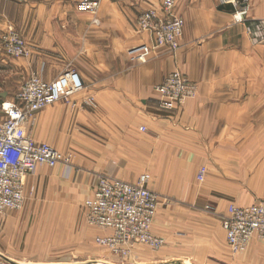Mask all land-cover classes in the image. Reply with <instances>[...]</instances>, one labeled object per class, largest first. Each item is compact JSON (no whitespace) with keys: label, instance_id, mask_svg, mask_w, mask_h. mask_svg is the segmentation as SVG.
<instances>
[{"label":"crops","instance_id":"1","mask_svg":"<svg viewBox=\"0 0 264 264\" xmlns=\"http://www.w3.org/2000/svg\"><path fill=\"white\" fill-rule=\"evenodd\" d=\"M161 3L101 0L94 15L77 12L65 0H0V97L10 100L17 93L16 85L4 84V75L25 70L52 82L75 70L87 88L70 102L41 111L30 131L34 140L72 153L70 169L55 167L68 181L66 199L83 203L101 175L135 183L143 173L151 176V190L177 196L175 206L160 211L153 224V233L167 244L157 252L135 246L129 264L181 259L264 264V239L254 238L235 255L221 222L232 204L264 201V44H254L246 25L235 22L233 7L217 0H178L176 13L185 20L179 53L161 48L147 65L133 66L127 51L151 43L148 35L133 34V23L138 27L135 20L143 11L161 14ZM247 5L250 20L264 19V0ZM9 29L22 34L35 63L5 56L1 37ZM176 69L197 83L199 92L164 114L155 86ZM87 96L95 106L85 103ZM203 166L207 172L199 182ZM56 214L66 220L77 215ZM27 218L15 212L0 216V228L26 225ZM87 230L91 237L105 234ZM18 243L15 232L6 234L0 252L16 262L42 264L24 260Z\"/></svg>","mask_w":264,"mask_h":264},{"label":"built area","instance_id":"2","mask_svg":"<svg viewBox=\"0 0 264 264\" xmlns=\"http://www.w3.org/2000/svg\"><path fill=\"white\" fill-rule=\"evenodd\" d=\"M26 3L28 0H12ZM74 3L77 12L96 15L101 0H65ZM221 5L235 9V22L244 23L247 0H220ZM177 0H162L164 17L155 11L140 15L138 29L149 33L153 47L144 45L131 51V60L146 62L157 48L177 51L184 34V21L174 14ZM264 27V24H263ZM253 37L262 36L260 29L251 32ZM5 56L11 59H33L21 34L9 29L2 37ZM87 88L83 78L75 71H66L56 80L46 82L32 76L10 100L0 103V214L17 211L24 207L26 177L35 174L40 167L55 168L64 165L70 169L71 157H67L49 144L33 139L29 128L36 123L37 115L47 107L71 98ZM159 109L170 114L187 100L198 94V86L181 72L170 74L156 86ZM88 105L95 106L89 98ZM144 130V128H142ZM204 171L198 179L204 181ZM150 175H141L136 183L101 176L93 193L85 202L88 224L105 232L96 237L98 246L110 250L119 257H126L131 248L143 244L158 250L162 241L154 236L153 224L157 216L159 195L148 188ZM227 242L233 252H241L256 235L264 237V204H253L247 208L230 206L223 219ZM0 264H23L5 257L0 252Z\"/></svg>","mask_w":264,"mask_h":264},{"label":"rangeland","instance_id":"3","mask_svg":"<svg viewBox=\"0 0 264 264\" xmlns=\"http://www.w3.org/2000/svg\"><path fill=\"white\" fill-rule=\"evenodd\" d=\"M239 1H241V0H239ZM161 2H162V0H161ZM217 3L220 6H231V5H221L220 0H217ZM176 5H177V3H176ZM161 6H162V3H161ZM231 7H233V6H231ZM232 9H234V7ZM234 10H233V12H235ZM148 11H155L158 14V16H160L162 18L164 17L163 7L160 11L162 15L156 10L143 11L141 14L148 12ZM141 14L137 15V19L135 20V21H137V23H138V19H139ZM174 14L178 17H181L183 19L184 25H185L184 18L181 15H178L176 13V7L174 9ZM248 17H249V8L247 5V13L244 16V21H245L244 24L247 27L248 34L250 35V38L254 44H257V45L264 44V27H263L264 19L250 20ZM137 26H138V24H137ZM249 28H250L251 32H257V29L259 28L262 36L253 37L248 30ZM184 30H185V27H184ZM133 32H134L133 34H135V35L141 36V33L148 35L149 36L148 38L151 39V43L149 45H147V44L138 45V46H135V47L129 49L127 51L129 62L130 63L132 62L133 66L147 65L148 62L150 61V59H148L146 62H140L139 64H136L135 63L136 61L131 60L130 54H131V51L133 49L138 48L140 46L147 45V46L153 47L154 41L151 38V35L149 33L146 34L145 32L140 31L138 29V27H136V26L134 27V23H133ZM21 36H22V34H21ZM182 38H181V40H182ZM23 39H24V37H23ZM181 40H180V47L177 51H171L169 48H166V49H168L171 54L176 55L177 53H179V50L181 49ZM25 42H26V40H25ZM26 44H27V42H26ZM27 46H28L29 50L33 54H35L31 50V48L29 47L28 44H27ZM159 49H161V48L155 49L153 51V53ZM22 59H27V58H22ZM71 69H73V67ZM67 71H75V70H67ZM174 72H181L187 79H189V77L180 69H176V70L170 72L166 77H164V79L167 78L170 74H172ZM32 76H38V77H41L43 79L42 74H40L38 72L32 73V74L31 73L27 74V71L20 70V72H17L14 75H4L3 80H4V84H10L9 86H11V84L16 85L17 86L16 92H18V90ZM164 79L159 84H161L164 81ZM191 82L197 85V83H195L193 81H191ZM159 84H157V85H159ZM156 86H155V88H156ZM155 91H156V89H155ZM89 98H93V97L87 96L84 100L85 103H88ZM1 99L3 100V98H1ZM5 100H6V98H4L3 101H5ZM34 126H35V124L32 127H30L31 129H29V131H31L34 128ZM141 131H143V130L141 129ZM70 154H72V153H66L65 155L67 157L72 158V155H70ZM73 157H75V156L73 155ZM203 171L205 173V175H204V179H205L207 168L204 166L199 170L198 175H197V180L199 182H203V181H200L198 179L200 173ZM144 174H148V173H143L141 175H144ZM101 176H104V175H101ZM101 176H99V177H101ZM140 176H139V178H140ZM99 177H98V179H99ZM106 177H108V176H106ZM67 184H68V181L64 178V175H61L60 172H58V169H56V168L55 169L54 168H44L41 171L39 170V172L37 171L35 174L27 176L26 180H25L26 200H25L24 207L21 210H17V211H6L5 213L0 214V216L15 212V213L26 214L27 217L30 216V218L26 219V221H25L26 225H23V226L17 225L13 229H9L8 231L7 230L5 231L4 228H0V237H3L9 233L15 232L16 237L19 240V243L17 246H19V248L22 250V251H19V254H21V256H23L22 258H24V260H27V261H32V262L35 261V262H39L42 264H129L130 262L128 261V259L130 258V255H131L130 253L126 257H119V256L113 254L110 250L102 248V247L97 245L96 237L99 235H103V234H99L96 236L94 234L93 237H91L88 234L89 232L87 229H90V230L96 229V228L91 227L88 224L87 219H86V208H85L86 202L85 201L87 199H89V197L86 198L83 203H80L78 206H76L75 205L76 203L74 204V203H72V201H69L68 199H66V195L68 192L67 191V189H68ZM151 191H153V190H151ZM153 192H155V191H153ZM155 193L158 194L157 192H155ZM158 195H159V206H158L157 216L160 213V211L171 210V208L173 206H175L174 204H176L178 201L176 198L177 196H175V195H161V194H158ZM173 196H175V197H173ZM256 203L257 204H260V203L264 204V201L259 200L253 204H256ZM250 205H252V204H250ZM250 205H245V206H250ZM237 206H241V205H237ZM229 207H228V210H229ZM205 209L206 210H212V208L210 206H208ZM228 210H227V212H228ZM67 211H68V213H74L77 215L76 216L73 215V219H71V220H68V219L66 220V219L61 218L60 217L61 215L58 216L56 214L57 212H67ZM226 216H227V213L222 216V219H221L222 227H223V219ZM223 229H224V227H223ZM96 230H99V229H96ZM225 233H226V230H225ZM154 236H156L157 238H159L162 241V247L160 249L154 250L147 245H143V244H137V245L140 248L147 249L150 252L160 251L167 244V241L162 236H158L155 234H154ZM254 238L264 239V237L258 236V235L254 236L252 238V240ZM251 241L248 243V245H247L248 247H249ZM226 243H227L229 250L235 255L241 254L247 250L246 249L243 252L241 251V252L235 253L232 251V249L228 245L227 237H226ZM137 245H135V246H137ZM134 247H132V248H134ZM184 253H186V251ZM167 259H171V258L168 257ZM185 260H182V259L181 260H169V261L166 260V262H168V263H164V264H188V262Z\"/></svg>","mask_w":264,"mask_h":264},{"label":"bare ground","instance_id":"4","mask_svg":"<svg viewBox=\"0 0 264 264\" xmlns=\"http://www.w3.org/2000/svg\"><path fill=\"white\" fill-rule=\"evenodd\" d=\"M232 205H234V204H232ZM232 205H231V206H232ZM234 206H237V205H234ZM237 207H241V206H237ZM247 207H248V206H246V207H242V208H247ZM227 214H228V212H227ZM247 247H248V246H246V247L244 248L243 251H245V250L247 249ZM243 251H242V252H243Z\"/></svg>","mask_w":264,"mask_h":264},{"label":"trees","instance_id":"5","mask_svg":"<svg viewBox=\"0 0 264 264\" xmlns=\"http://www.w3.org/2000/svg\"><path fill=\"white\" fill-rule=\"evenodd\" d=\"M222 7H225V6H222ZM220 9H224V8H220Z\"/></svg>","mask_w":264,"mask_h":264}]
</instances>
